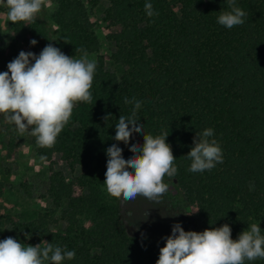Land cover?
Instances as JSON below:
<instances>
[{
	"label": "trees",
	"instance_id": "obj_1",
	"mask_svg": "<svg viewBox=\"0 0 264 264\" xmlns=\"http://www.w3.org/2000/svg\"><path fill=\"white\" fill-rule=\"evenodd\" d=\"M104 1L99 23L116 72L106 69L105 56L97 54L98 0H53L50 14L38 13L30 25L11 22L0 42V72L18 56L17 48L40 53L49 43L73 57L83 49L97 64L92 102L74 107L53 147H39L25 132L48 167L50 208L13 221L11 234L23 236L26 244L49 242L75 250V258L62 264H156L165 239L138 233L121 218L119 199L103 192L106 149L115 143L125 159L133 155L129 144L113 137L120 115L129 116L134 107L125 98L134 97L141 102L137 122L145 133L169 132L166 142L178 171L164 182L187 212L185 231L228 224L237 239L248 226L259 224L264 235V0H236L247 15L232 29L217 23L220 12L230 10L226 0ZM146 2L155 15L146 14ZM47 17L57 33L48 28ZM205 128L214 130L223 162L193 173L185 155L196 132ZM131 142L142 144L143 134L133 133ZM54 162L71 174L54 170ZM245 264H264V259Z\"/></svg>",
	"mask_w": 264,
	"mask_h": 264
},
{
	"label": "clouds",
	"instance_id": "obj_2",
	"mask_svg": "<svg viewBox=\"0 0 264 264\" xmlns=\"http://www.w3.org/2000/svg\"><path fill=\"white\" fill-rule=\"evenodd\" d=\"M226 3L230 10L221 11L217 23L228 29L242 25L247 13L236 5V0H226ZM0 6L7 9L8 21L30 25L45 6V0H0ZM144 8L149 17L156 14L150 2H146ZM36 43L35 39L30 41L31 45ZM76 51L82 52L80 58L66 55L51 43L38 55L21 50L7 64L8 70L0 72V114L7 123L15 125L19 135L29 132L35 137L39 147H53L74 107L78 103L92 102L91 88L97 64L88 59L83 49ZM124 102L134 107L129 116L120 115L113 139L129 144L133 155L125 159L123 149L115 143L106 149L104 189L123 202L142 196L159 203L170 190L164 177L174 178L178 171L176 157L166 142L169 132L156 136L146 134L142 124L137 122L141 102L134 97L125 98ZM110 118V113L103 117L106 122ZM133 133L143 134L142 144L131 142ZM185 156L191 161L188 170L193 173H203L222 163V149L214 138V130L197 131L193 146ZM252 187L250 185V190ZM25 236L30 238L29 233ZM164 239L166 242L159 250L156 264H245L264 259V235L259 224H251L233 239L228 224L198 232L185 231L177 222ZM41 244L26 246L11 236L2 239L0 264H45L46 261L62 264L65 259L75 258V250L49 242L43 247Z\"/></svg>",
	"mask_w": 264,
	"mask_h": 264
},
{
	"label": "rangeland",
	"instance_id": "obj_3",
	"mask_svg": "<svg viewBox=\"0 0 264 264\" xmlns=\"http://www.w3.org/2000/svg\"><path fill=\"white\" fill-rule=\"evenodd\" d=\"M105 3L104 0H98L95 9V25L101 29L100 32H96L99 39L97 54L105 56L103 63L106 69L116 72L117 67L112 65L107 59L111 52V47L103 38L102 33H104V30L99 23ZM52 8L53 0H45V6L39 14H50ZM45 22L52 33L58 32L57 27L48 17L45 18ZM10 23L11 21L7 20V9L0 6V42L6 40ZM17 49L18 51H31L37 55L39 54L28 46ZM81 55L73 58H80ZM93 57L94 55L88 54V59ZM24 134L23 136L19 135L15 125L7 123L3 115L0 114V188L2 185L8 187L0 199V226L2 227L0 240L7 238V234L11 235V237L14 236L11 234V223L13 221L22 222L29 220L50 208V199L46 192L48 167L41 158L35 155L28 138ZM52 168L62 171L66 177L71 174L61 162H54ZM78 171L79 168L76 167L73 174L78 173ZM103 192L108 195L104 186ZM174 198L168 191L160 198L159 203L149 201L142 196H137L135 200L129 202L119 200L121 218L138 233L153 238L167 237L171 234L172 226L177 222L186 230L189 221L187 212L178 207L180 204L175 202ZM147 212L148 216L146 215ZM51 216L56 219L53 213ZM58 222L63 226V222ZM14 237L25 243L23 236L15 235Z\"/></svg>",
	"mask_w": 264,
	"mask_h": 264
},
{
	"label": "crops",
	"instance_id": "obj_4",
	"mask_svg": "<svg viewBox=\"0 0 264 264\" xmlns=\"http://www.w3.org/2000/svg\"><path fill=\"white\" fill-rule=\"evenodd\" d=\"M2 176V175H1ZM2 181V180H1ZM8 189V187H6V186H1V188H0V199L2 198V196L4 195V191H5V189ZM3 192V193H2ZM0 202H1V200H0ZM1 231H2V227L0 226V233H1ZM9 236H11V235H9V234H7V236L6 237H9ZM13 238H15L14 236H12ZM24 238V237H23ZM17 240L19 241V238H17ZM24 241H25V239H24ZM24 243V242H23ZM24 244H26V243H24ZM27 245V244H26Z\"/></svg>",
	"mask_w": 264,
	"mask_h": 264
}]
</instances>
